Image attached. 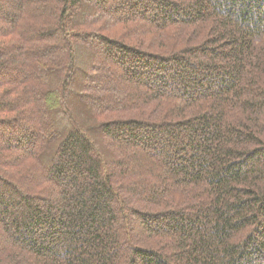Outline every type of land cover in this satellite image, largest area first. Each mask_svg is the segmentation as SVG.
Listing matches in <instances>:
<instances>
[{
	"label": "trees",
	"instance_id": "obj_1",
	"mask_svg": "<svg viewBox=\"0 0 264 264\" xmlns=\"http://www.w3.org/2000/svg\"><path fill=\"white\" fill-rule=\"evenodd\" d=\"M0 264H264V0H0Z\"/></svg>",
	"mask_w": 264,
	"mask_h": 264
},
{
	"label": "rangeland",
	"instance_id": "obj_2",
	"mask_svg": "<svg viewBox=\"0 0 264 264\" xmlns=\"http://www.w3.org/2000/svg\"><path fill=\"white\" fill-rule=\"evenodd\" d=\"M2 9H3V12L8 11V7L5 4H2ZM80 10H81V8L78 7L77 11H80ZM88 42H89L90 46H92V45L94 46V44H95V41L93 39H89ZM104 73H105L104 70H101V72L99 71L100 76L98 77V79L100 80L101 84L105 86L104 89L106 90V93H108L109 90L113 88V85L109 84V81L105 80V77H104L105 74ZM88 83H89V81H88ZM113 93H111V94H113ZM109 103H110V101H109Z\"/></svg>",
	"mask_w": 264,
	"mask_h": 264
}]
</instances>
